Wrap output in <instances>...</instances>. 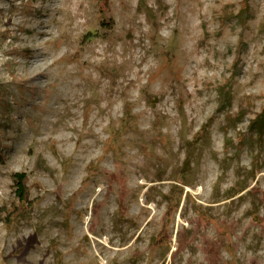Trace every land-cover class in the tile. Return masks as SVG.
Listing matches in <instances>:
<instances>
[{"label":"rangeland","instance_id":"1","mask_svg":"<svg viewBox=\"0 0 264 264\" xmlns=\"http://www.w3.org/2000/svg\"><path fill=\"white\" fill-rule=\"evenodd\" d=\"M0 264H264V0H0Z\"/></svg>","mask_w":264,"mask_h":264},{"label":"trees","instance_id":"2","mask_svg":"<svg viewBox=\"0 0 264 264\" xmlns=\"http://www.w3.org/2000/svg\"><path fill=\"white\" fill-rule=\"evenodd\" d=\"M12 179L14 181L15 186V193L18 197L19 201L23 204L27 202V188L25 186L26 184V177L24 172H15L12 174Z\"/></svg>","mask_w":264,"mask_h":264}]
</instances>
